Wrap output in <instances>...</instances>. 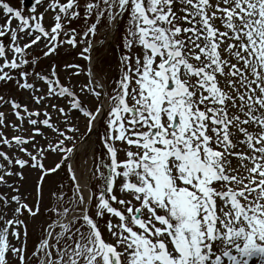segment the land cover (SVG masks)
Wrapping results in <instances>:
<instances>
[{
    "label": "snow or ice",
    "instance_id": "6c2138e0",
    "mask_svg": "<svg viewBox=\"0 0 264 264\" xmlns=\"http://www.w3.org/2000/svg\"><path fill=\"white\" fill-rule=\"evenodd\" d=\"M264 264V0H0V264Z\"/></svg>",
    "mask_w": 264,
    "mask_h": 264
},
{
    "label": "rangeland",
    "instance_id": "374dc122",
    "mask_svg": "<svg viewBox=\"0 0 264 264\" xmlns=\"http://www.w3.org/2000/svg\"><path fill=\"white\" fill-rule=\"evenodd\" d=\"M13 3L17 6V7H19V3H20V0H13Z\"/></svg>",
    "mask_w": 264,
    "mask_h": 264
}]
</instances>
